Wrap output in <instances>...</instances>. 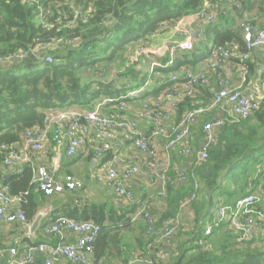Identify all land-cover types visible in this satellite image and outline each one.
<instances>
[{
  "label": "trees",
  "instance_id": "1",
  "mask_svg": "<svg viewBox=\"0 0 264 264\" xmlns=\"http://www.w3.org/2000/svg\"><path fill=\"white\" fill-rule=\"evenodd\" d=\"M216 1L209 0L211 3ZM231 1L228 14L219 10L217 21L207 23L192 50L181 52L167 66L169 58L159 57L164 66L151 69V65L139 58L132 59L144 47L141 43L166 31L168 27L165 26H172L196 13L206 0H0V147L5 143L20 144L25 130L41 126L46 113L52 109L78 107L85 110L103 98L113 99L103 105V113L109 119L118 121L124 117L138 124L146 122V132H149L154 123L137 119L136 113L143 112L144 107L152 103V98L173 85V73L181 72L185 65L192 66L189 70L197 71L195 66L219 46L237 43L241 51L247 50L245 27H235L237 22L225 18L231 15L234 20L239 18L247 25L257 27V18L264 17V0ZM254 10L257 15L247 18L246 13ZM262 24L264 21L259 26ZM134 44L139 46L133 49ZM48 56L52 57L51 62L46 60ZM247 64L251 71L250 60ZM112 67H116V73L110 78L107 72ZM225 70L220 71L226 75ZM135 89H142V92L138 96L129 95ZM211 98L208 85H197L190 94L180 98L168 123L174 124L184 112L208 104ZM119 100L126 103L125 109L118 107ZM212 117L207 115L204 120ZM139 129L142 130L140 125ZM203 136L201 123L193 125L192 141L197 148ZM164 145L163 141L159 144L160 151L164 150ZM208 153L207 160L196 165L195 157L172 152L167 194L163 196L160 190L158 192L162 208L157 216L152 212L149 200L136 195L137 199L129 202L131 206L124 212L115 205L89 203L83 207L68 205L51 217L65 215L102 226L94 242L90 264H109L106 258L110 256L112 246L125 254L122 264H129L140 256L152 258L153 262L149 264H264V245H258L255 238L239 239L228 224L224 229L225 223L216 229L219 244L216 240L215 243L207 242L206 248L199 245L209 215L213 216L209 222L216 223L211 209L218 194L237 195L236 201L252 192L264 173V160L255 164L258 154L264 157V96L250 116L221 127L218 139L209 147ZM112 156L111 150L104 151L103 161ZM2 165H5L4 152L0 151V167ZM254 165L256 172L252 178L248 170ZM238 166L240 171L235 169ZM178 170L185 173V181L176 178ZM232 171L237 173H234L229 188L226 176ZM1 175L0 172V180L10 184L13 194L24 195L22 209L31 223L48 198L35 182L33 167L23 165L19 169L13 168L11 174L3 178ZM186 181L188 184H184ZM198 182L202 186H198ZM193 194L195 198L190 205L182 208V201ZM144 201L149 202L150 212L155 217L152 233L148 232L149 225L143 218L145 223L136 236L137 245L120 237L119 233H111L113 229H120V222L127 225ZM187 209L193 214L192 226L186 219L184 223L182 220L183 211ZM178 216L181 223L173 235L174 244L168 245L163 238V224ZM45 223L46 220L41 226ZM39 231L35 242L31 243V238H24V241L30 244L42 241ZM262 240L263 236L259 241ZM166 245L172 252L171 258L154 259L152 253ZM5 247L0 244V249ZM44 258L36 256L42 264H45Z\"/></svg>",
  "mask_w": 264,
  "mask_h": 264
},
{
  "label": "built area",
  "instance_id": "2",
  "mask_svg": "<svg viewBox=\"0 0 264 264\" xmlns=\"http://www.w3.org/2000/svg\"><path fill=\"white\" fill-rule=\"evenodd\" d=\"M219 10L228 14L227 8L223 7ZM219 10L210 7L209 2H205L196 13L191 15L211 23L217 21ZM68 25L71 26L72 24ZM246 26L247 24L243 21L242 27L246 28ZM165 27L170 28L171 26ZM179 31L184 36L182 40L167 41L164 44L165 55L163 57L169 58L166 66L174 62L180 50L190 51L194 48L198 33L185 26H180ZM254 35V42L252 44L247 42V50L244 51L240 50L237 43L214 48L210 53L214 62L205 68L207 70L193 71L186 68L181 72L173 73L171 75L173 85L152 98L150 101L152 103L145 106L143 112L136 113L137 119L154 123L149 132L143 133L139 129L138 122L131 119L124 117L118 121L109 119L103 113V105L113 101L109 98L96 101L85 110L80 108L52 109L46 113L41 126H34L25 130L22 136L23 147L21 149L17 148L15 144H2L0 151L4 152V164L11 169H19L25 165L26 161L30 160V155L33 153L45 154L48 143L64 145L66 155L74 157L82 146L91 141L98 142L100 146L96 148L95 155L101 158L104 151L112 149L118 131L123 139L131 142L135 149L146 155L148 169L161 182L160 194L166 196L167 172L171 166L172 152L185 157H195L196 165L202 164L209 156V147L216 143L221 127L227 122L237 123L241 121L250 116L257 107L259 98L244 93L239 87H234L228 75L220 71L226 69L231 58H235L243 66L241 70L243 81L247 80L250 73L247 62L251 58L253 49L264 48V24L257 28ZM146 52L143 47L134 54L135 56H132V59L137 60ZM46 60L51 62L53 59L48 56ZM157 66H164V64L158 60L151 62V69ZM256 73L260 77L264 90V57L262 62L256 66ZM197 85L210 87L211 101L184 112L174 124L168 123L171 112L176 110L180 98L185 94H190ZM180 88H182L181 93ZM141 92L142 89H135L129 95L138 96ZM125 105V102L120 101L118 107L125 109ZM207 115H212V119L204 120ZM84 120L87 123H84ZM197 123H201L204 134L203 139H199V148L192 141V126ZM162 141L165 142V145L164 150L160 151L159 144ZM140 171L141 167L133 161L125 166H120L118 157L113 155L101 165L97 180L111 187L116 194V204L122 205L137 199L136 194L126 185V182ZM33 172L35 182L46 196H53L66 190L82 189L84 186L83 181L73 174H66L61 180L57 179L53 170L45 164L33 168ZM176 178L179 181H185L186 175L182 170H178ZM194 198L195 194L183 200L182 208L188 207ZM263 200L264 185L261 184L258 191L249 192L236 201L219 207L215 225L228 224L238 234L239 239H250L256 234L264 237V208L260 206ZM24 201V195L13 194L10 184L0 180V222H20L29 228L30 223H28L26 214L22 209ZM150 211L149 202H145L135 216L143 218L149 225L148 232L152 233L155 217ZM180 223L179 216L164 222L163 238L166 244H174L173 235ZM41 230L45 235L57 238V240L40 241L37 244H29L22 248L15 245L10 246L6 264H33L38 254L45 257V264H53L61 257L76 264H90L94 252V242L102 231V226L91 220L81 221L59 215L55 218L51 217ZM69 233L77 235L75 242L64 240ZM212 234L213 226L209 224L202 233L199 245L206 248L208 238ZM4 251L5 249H0V254H3ZM152 254L156 260L171 258L172 256L167 245L155 250ZM138 262L149 264L153 262V259L140 256L129 264Z\"/></svg>",
  "mask_w": 264,
  "mask_h": 264
},
{
  "label": "crops",
  "instance_id": "3",
  "mask_svg": "<svg viewBox=\"0 0 264 264\" xmlns=\"http://www.w3.org/2000/svg\"><path fill=\"white\" fill-rule=\"evenodd\" d=\"M209 2V0H206ZM210 7L217 8H227L228 11L231 9L232 1L231 0H218L215 3L209 2ZM257 15L256 10L251 13H246V17ZM264 21V17L257 18V27H259L260 22ZM235 27H242L243 21L241 19L236 20ZM180 26H185L188 28L194 29L198 34L204 32L207 22L199 20L197 16L190 15L184 17L178 23L172 25L163 33L154 35L150 37L149 40L142 42L144 45V49L147 51L144 56H140L139 60H142L144 63H148L151 65V62L158 60L159 57H163L165 55V50L163 49L165 42L167 41H180L184 38L182 33L179 31ZM247 27V26H246ZM246 30V28H245ZM247 31H245L246 34ZM200 35V34H199ZM199 39V38H198ZM139 43V45H141ZM139 45L134 44L132 46L133 49L138 47ZM183 52L180 50L177 56ZM264 57V48H254L250 58V64L253 65V69L248 74L247 80L244 82L243 77L241 75L242 64L235 58H231L226 65L225 73L230 78L232 85L234 87H239L244 93L251 94L259 99L264 96V90L260 81V77L256 73V66L262 62ZM146 61V62H145ZM214 59L208 55L206 59L202 62L198 63L195 66V69L201 70L205 69L211 64H213ZM111 70L113 74L116 72V67H112ZM193 69L192 66L185 65L182 67L180 71L184 69ZM182 92V88H180V93ZM134 105V104H132ZM134 107V106H133ZM78 108V107H74ZM133 114V113H132ZM132 114L129 116L131 117ZM140 128L143 130V133L146 132L148 125L146 122H140ZM23 140V139H22ZM20 144H15V146L19 149L23 147V142ZM100 146V143L91 141L87 145H84L80 148L78 154L74 157H69L65 153L64 145H57L48 143L47 144V152L44 153H33L30 155V160L25 162V165H29L33 168L38 167L39 165L45 164L51 170H53L54 176L57 179H63L66 174H73L75 177L81 179L84 183L82 189L77 190H66L62 193L54 194L53 196H47V201L45 204L40 206V208L44 207L47 203L51 202L53 205V212L44 219L43 222L48 221L51 218V215L58 211L61 212L64 207L68 205L83 207L89 203L96 204H106L108 206H116L117 208H121L124 212L128 206L130 207L132 203L126 202V204H116V194L113 189L108 185L101 183L97 180V174L101 171V165L104 163L103 156L101 158L95 155V150ZM111 152L114 156H117L119 159L120 166H125L131 161L133 163L139 165L141 167L140 173L134 175L130 180L126 182V185L138 196L144 197L143 200H149L152 206V212L157 216L162 208V199L158 196V192L160 189V182L157 180L156 176L148 169L146 163V155L133 147L131 142L126 141L122 138L120 132L117 131V138L113 141V147ZM260 169V168H259ZM13 169L6 167L5 165L0 167V172L2 173L1 178L5 177V175L11 174ZM260 171L263 172L262 169ZM264 184V173L259 180ZM35 183V182H34ZM250 187L249 189H251ZM255 190V189H254ZM144 192V195L142 193ZM220 195V194H219ZM232 198H237V195H232ZM145 202V201H144ZM262 208H264V200L260 204ZM42 222V223H43ZM144 220L140 217L132 215V220L125 224V222H120V229H113L111 233L118 234L119 236H123L125 239H129V242L132 244H138L137 237L141 233V227L144 225ZM40 226V235L43 237L42 241H55L57 238H52L50 236H46L41 232ZM233 230L231 227H229ZM227 229V226L224 227ZM29 228L27 225L21 224L20 222H0V244L6 246L3 254H0V264H6V258L8 256V248L10 246H17L22 248L24 246L29 245V242L24 241V238H31V243L35 242L36 236L28 235ZM38 232V231H37ZM260 240L261 236L256 234L252 236L251 239ZM65 241L67 242H75L77 240V235L74 233H69L66 235ZM259 242V241H258ZM258 244V243H257ZM255 244V245H257ZM259 245V244H258ZM40 258L42 255L38 254ZM94 256V254H93ZM125 254H120L118 248L111 247V253L106 261H109V264H122L124 261ZM92 260V258H91ZM90 260V261H91ZM35 264H42V260H35ZM53 264H73L66 258H59L54 261Z\"/></svg>",
  "mask_w": 264,
  "mask_h": 264
},
{
  "label": "rangeland",
  "instance_id": "4",
  "mask_svg": "<svg viewBox=\"0 0 264 264\" xmlns=\"http://www.w3.org/2000/svg\"><path fill=\"white\" fill-rule=\"evenodd\" d=\"M231 8V7H230ZM217 9V8H216ZM218 10V9H217ZM225 19H230V20H232L233 22H236V20H234V18H233V16H229V17H227V18H225ZM181 21V20H180ZM183 29V28H182ZM145 54H143L142 56H144ZM135 56V55H134ZM145 57V56H144ZM150 65V64H149ZM113 68H109V70H108V76L110 77V78H113L114 76H115V74H113L112 73V70ZM116 73V72H115ZM257 158L258 159H256V161H255V164H258V162H259V160L260 161H263L264 160V157H261V154H258V156H257ZM260 165V167H261V163L259 164ZM237 171H240V167L238 166V167H236L235 168ZM255 172H256V169H255V165L251 168H249V170H248V175H250L252 178L255 176ZM234 173H237V172H234V171H232L231 173H229L226 177H227V180L229 181V182H227L228 183V187L230 188L231 187V185H232V177H233V175H234ZM187 183H184V184H188V181H186ZM161 183V182H160ZM239 185H244V183L243 182H239ZM198 186H202V183L201 182H198ZM261 187V182L259 181V184L258 185H256V188H255V190H253V191H258L259 190V188ZM228 189V188H227ZM159 190H161V189H159ZM235 201V198H232V196L231 195H229V194H227L226 192H223L221 195H219L218 194V197L215 199V202H214V206H213V208L211 209V212L213 213V214H215V216H216V213H217V211H218V209H219V207H221L222 205H225L226 203H231V202H234ZM191 211V209H187V210H184L183 211V215H182V220H183V223L185 222V219H186V221H188L189 223H187V224H190V226H192L193 225V221L192 222H190V219L191 218H193L192 217V212H190ZM192 214V215H191ZM213 218V216H210L209 215V217L205 220V226H207V225H209V224H211L212 226H213V229H215L214 230V235L211 237V238H208V242H213V243H215L216 242V240H217V242H216V244L219 242V240L217 239L218 238V233H217V231H216V229L217 228H219L220 226H217V225H215V222L213 223V222H209L210 221V219H212ZM226 224V223H225ZM226 226H227V224H226ZM191 228V227H190ZM259 241V240H258ZM222 242V241H221ZM219 244V243H218ZM258 244L259 245H264V240H262V241H259L258 242Z\"/></svg>",
  "mask_w": 264,
  "mask_h": 264
},
{
  "label": "water",
  "instance_id": "5",
  "mask_svg": "<svg viewBox=\"0 0 264 264\" xmlns=\"http://www.w3.org/2000/svg\"><path fill=\"white\" fill-rule=\"evenodd\" d=\"M237 5L240 6L241 4L238 2ZM256 30H257L256 27L251 26L250 24L247 25V27H246V31H247L246 40L248 43L252 44L254 42V37H255L254 34H255ZM52 212H53V205L51 202L47 203L44 207L39 208L37 210L35 216L33 217L32 221L30 223V226H29L30 235H32L33 237L36 236L37 231L39 230L42 222Z\"/></svg>",
  "mask_w": 264,
  "mask_h": 264
}]
</instances>
